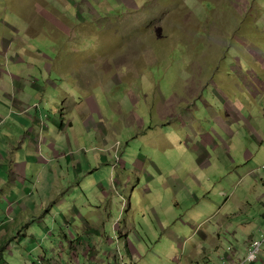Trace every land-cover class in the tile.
<instances>
[{
  "label": "rangeland",
  "instance_id": "rangeland-1",
  "mask_svg": "<svg viewBox=\"0 0 264 264\" xmlns=\"http://www.w3.org/2000/svg\"><path fill=\"white\" fill-rule=\"evenodd\" d=\"M0 34L9 42L0 62L15 61L1 69L46 87V110L62 91L94 97L103 121L116 126L107 164L94 159L102 147L88 135L67 146L86 165L68 187L85 191L96 216H110L104 228L116 242L106 248L121 264H236L247 256L237 253L236 229L214 223L219 207L209 208L226 199L222 178L250 168L264 178V0H0ZM148 129L152 143L139 133ZM198 149L212 161L201 166ZM31 220L0 242V264H56L60 255L40 246L45 223L68 244L98 235L79 223L55 229L44 208ZM115 224L133 229L120 238ZM213 233L233 239L225 251L211 247Z\"/></svg>",
  "mask_w": 264,
  "mask_h": 264
},
{
  "label": "crops",
  "instance_id": "crops-1",
  "mask_svg": "<svg viewBox=\"0 0 264 264\" xmlns=\"http://www.w3.org/2000/svg\"><path fill=\"white\" fill-rule=\"evenodd\" d=\"M8 44V40L0 34V55L7 51ZM5 64L13 66L15 61L0 62V242L8 239L10 243L20 226L30 228L31 218L37 217L38 212L44 208L47 216L55 222V229L61 228L64 231V225L58 224L59 222L67 225L79 223L81 227L76 225L78 228L89 227L98 233L89 238L79 236L80 242L73 244L71 241L68 244L67 236L63 237L54 231L52 233L51 228L41 220V223H45L46 236L45 243L40 246L45 248V256L47 250L51 255L59 254V258L55 259L56 264H81L80 258L89 259L95 264H121L117 251L106 248V244L116 242L106 235L104 228L105 221L110 220V216H96L89 211L90 201L85 191L81 187H68L69 178L78 180L79 175L85 172L86 165L77 160L74 152L70 155L72 150L67 151V146L83 144L84 136L88 135L91 143H101L102 151L95 154L94 159H98L100 164H107L112 155L111 150L114 149L110 147L111 141L108 139L116 126L103 121L94 97L79 101L76 97L69 96L67 91H62L54 95L57 105L46 110L43 106L46 87L37 84L32 76L21 77L1 69ZM21 81L24 82L23 85ZM26 108L28 110L24 112ZM238 108V105L227 107L230 118L235 117ZM168 116H163L161 126L166 125ZM135 119L138 120V117ZM222 123L225 127L226 123ZM151 131L153 129L139 131L145 143H152L154 138L149 134ZM198 152L203 153L199 155L201 166L206 160L212 161L211 155L207 157V150L198 149ZM220 159L222 158L218 157L217 160ZM88 165L91 166L89 161ZM252 169L230 179L222 178L230 182L224 188L226 199L223 204L211 200L215 204L210 206V211L215 206L219 207V216H212L214 223L219 227L236 229L235 240L230 237L224 239L217 236L216 232L213 233L208 239L214 251H225V245L232 239L238 244L237 253L241 255L244 251H249L252 241L264 237V178L260 182L256 176L252 177ZM95 175L100 177L102 173L88 174L91 178ZM147 178L155 179L152 176ZM91 183L93 182L88 181L86 184L90 187ZM96 186L101 195L108 196L103 183L96 182ZM129 229H133L131 224H126L123 230L115 224L114 232L118 231L120 238L127 237ZM35 237V234L32 235L33 240ZM57 238H64L67 246L55 245ZM127 250L130 252L128 247ZM259 259L264 264V250L260 252Z\"/></svg>",
  "mask_w": 264,
  "mask_h": 264
},
{
  "label": "built area",
  "instance_id": "built-area-1",
  "mask_svg": "<svg viewBox=\"0 0 264 264\" xmlns=\"http://www.w3.org/2000/svg\"><path fill=\"white\" fill-rule=\"evenodd\" d=\"M263 242L259 240L253 241L249 246V251H248L247 256H245L243 259L240 260L239 263H236V264H245V263L254 264V262H256L258 258L260 257V252H261V247H262Z\"/></svg>",
  "mask_w": 264,
  "mask_h": 264
}]
</instances>
